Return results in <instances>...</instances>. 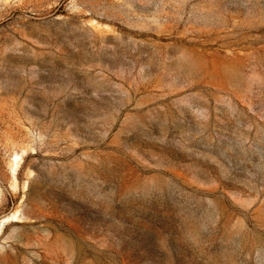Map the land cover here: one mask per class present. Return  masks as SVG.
Wrapping results in <instances>:
<instances>
[{
  "label": "rangeland",
  "instance_id": "obj_1",
  "mask_svg": "<svg viewBox=\"0 0 264 264\" xmlns=\"http://www.w3.org/2000/svg\"><path fill=\"white\" fill-rule=\"evenodd\" d=\"M0 264H264V0H0Z\"/></svg>",
  "mask_w": 264,
  "mask_h": 264
},
{
  "label": "bare ground",
  "instance_id": "obj_2",
  "mask_svg": "<svg viewBox=\"0 0 264 264\" xmlns=\"http://www.w3.org/2000/svg\"><path fill=\"white\" fill-rule=\"evenodd\" d=\"M22 159H23L22 155L16 154L15 159H14V165L12 167V172H13L14 175L17 174V171L19 170V167H20V164L22 162ZM17 214H18V212L14 213L12 216H6L5 218H3L2 226L4 227V225L6 223L10 222V221L18 220V215Z\"/></svg>",
  "mask_w": 264,
  "mask_h": 264
}]
</instances>
